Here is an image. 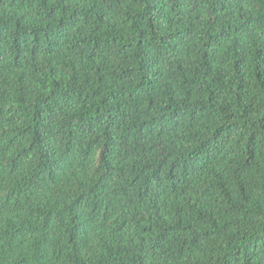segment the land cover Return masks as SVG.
I'll use <instances>...</instances> for the list:
<instances>
[{"label": "trees", "instance_id": "16d2710c", "mask_svg": "<svg viewBox=\"0 0 264 264\" xmlns=\"http://www.w3.org/2000/svg\"><path fill=\"white\" fill-rule=\"evenodd\" d=\"M34 3L0 0V157H11L0 160V238L9 252L22 250L13 264H176L185 256L191 264H264V118L257 119L264 102L251 94L240 40L231 56L235 103L243 130L259 124L260 133L233 141L240 128L230 125L217 145L196 150L198 162L190 156L176 179L165 177L167 195L163 181L145 177L147 165L135 159L149 125L194 130L219 102L215 85L227 54L211 33L220 25V0H41L47 27L25 11ZM205 3L212 10L208 41L189 50ZM58 12L66 18L53 27ZM229 27L221 25V33ZM74 32L82 39L68 49ZM255 57L264 88V40ZM166 64L178 74L167 82ZM93 71L103 88L88 91ZM137 77V87L123 83ZM74 106L79 111L61 119ZM57 121L69 129L63 141L45 131ZM126 124L124 143L135 147L121 158L116 133ZM101 126L108 152L98 158L89 137ZM129 156L133 162L121 167Z\"/></svg>", "mask_w": 264, "mask_h": 264}, {"label": "clouds", "instance_id": "9594fccd", "mask_svg": "<svg viewBox=\"0 0 264 264\" xmlns=\"http://www.w3.org/2000/svg\"><path fill=\"white\" fill-rule=\"evenodd\" d=\"M54 2V0H53ZM99 3L103 4L104 0H98ZM220 4H223V10H220ZM220 4L216 7V15L220 18V25L215 28V31L211 35L217 37L223 41V54L224 64H223V76L222 79L215 85L219 89V102L214 103V106L209 107L207 110L211 115L201 121V123L194 130H179L172 131L168 127H164L161 124L155 126L149 125L151 128L150 135L147 136L144 144L142 145L143 152L141 153V148L137 147L136 152L141 153V155L136 156L135 159L140 160L141 166L147 165V170L144 173L145 177H151L153 174L158 176L163 183L161 184L160 191L165 192L167 185V179H176L177 168L183 164L190 156L193 159V162H198L200 157L197 153V149L200 147L209 148L213 145H217L224 137V130L230 125L233 127H239L240 131L232 137L233 141L243 135L245 138L251 136L252 134L260 133L259 124L257 127L249 129L245 132L243 130L244 120L240 119L242 114L241 108L238 107L235 103V95L237 90L236 76L232 71V49L234 42L240 40L241 43L246 46L247 49V71L246 79L249 82L251 88V94L253 97L257 98V104L264 102V88H261V81L257 80L258 68L257 61L255 57V45L258 40H264V0H243L242 3H234L233 0H220ZM231 5V6H229ZM49 8L52 7V3L48 5ZM33 9H40V14L36 15ZM25 11L29 12L33 19L38 22V26L47 27L48 21L46 18V11L41 8V0H35V3L32 5V8L25 7ZM116 15V13H113ZM199 15L203 21V27L201 28L198 35L191 39L187 47L189 50L195 49L199 50L204 47L205 42L208 41V36L206 33H209L208 23L212 15V10L209 6V3H205L200 9ZM119 16L122 20H126L124 12L121 11ZM64 15H61L59 12L56 16V23L53 25L55 27L59 24L61 19H65ZM185 21L187 22V16H185ZM226 22L229 23L230 27L225 29V32L221 33V25H224ZM131 23H129V26ZM95 25H90L85 28L83 31L85 34H89L92 28ZM231 33L230 35L228 33ZM74 39H71L68 43V49L72 48V45L76 44L77 40L82 39V36L74 32ZM158 43V41H157ZM208 47L211 48V43L208 44ZM66 52L68 50H65ZM161 56L167 58L168 54L161 49ZM55 62V61H53ZM96 63H100L97 61ZM253 66L255 75H253ZM134 67V65H133ZM194 65V69H195ZM165 82L168 78L175 79L178 75L176 73L175 64L169 69L168 65L164 66ZM261 79L264 80V75L261 76ZM93 83L89 86L88 91H94L97 88H103V85L97 83V77L93 71L92 73ZM121 82H117L119 86ZM128 87H137L140 85V78L137 77L132 80L130 85L127 82H123ZM68 86H71L68 83ZM53 89H50L49 92H52ZM163 91V89L161 90ZM40 96L37 93L36 96H33L31 100H35ZM45 97L49 94L45 93ZM202 99L207 103L208 94L205 92L202 95ZM30 100V102H31ZM100 97H97L96 106L99 107ZM231 104L232 108L230 111L225 112L223 109L225 105ZM147 106V101L144 102V107ZM143 108L141 109V111ZM79 111V106H74L69 109L66 116L61 119H66ZM103 112V109H101ZM91 115H96L95 108H92ZM153 116L164 115L163 112L157 114L153 113ZM264 118V107L259 111L257 119ZM151 120V117H148ZM128 127L126 124L122 127L116 135L120 136V147L117 149L120 152V157L123 158L126 153L130 152V147H135L131 145V142L124 143V136L126 135L125 129ZM45 131H51V134L55 136L58 140H65L69 135V129L65 128L60 121L52 126L51 128L46 127ZM115 131V130H113ZM147 131V129H146ZM105 131L103 126L95 130V134L89 137V140L95 142V147L97 149V157H104L108 152V148L104 144ZM27 147V145H25ZM225 152L229 151L228 148L224 149ZM60 155H64L63 144L60 147ZM36 156L35 151L31 154V157ZM11 157H0V160L7 161ZM133 162V157L129 156L127 159L123 160L121 167H125L126 164H131ZM95 167L92 166L90 172H94ZM187 174V172H185ZM167 177V179H165ZM143 179V177H142ZM6 195V193H5ZM165 195L167 193L165 192ZM164 197L162 196V199ZM183 199V198H181ZM0 249L4 250V253L7 255L3 256V259H0V264H13V261L20 256L21 249L18 246L13 247L12 251H8V242L5 239L0 238ZM3 255V253H0ZM197 255H200L197 253ZM176 264H191L189 257L185 256L179 258L176 261Z\"/></svg>", "mask_w": 264, "mask_h": 264}]
</instances>
